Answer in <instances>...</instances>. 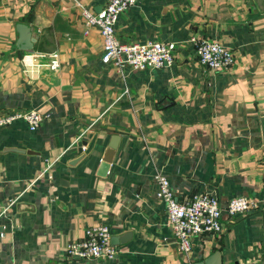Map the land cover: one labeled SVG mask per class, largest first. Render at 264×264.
<instances>
[{
  "label": "crops",
  "instance_id": "1",
  "mask_svg": "<svg viewBox=\"0 0 264 264\" xmlns=\"http://www.w3.org/2000/svg\"><path fill=\"white\" fill-rule=\"evenodd\" d=\"M108 1L0 0V116L50 114L33 133L22 120L0 130V264H195L216 252L221 264H264V0H139L116 37L174 44L175 61L123 74L102 63L99 30L85 34L76 6L98 13ZM17 24L31 28L32 50L17 48ZM191 38L223 44L236 64L204 68ZM52 52L58 71L36 66ZM157 174L178 199L207 193L225 207L243 196L260 208L223 215L220 234L180 252ZM100 224L131 234L115 258L67 257Z\"/></svg>",
  "mask_w": 264,
  "mask_h": 264
},
{
  "label": "built area",
  "instance_id": "2",
  "mask_svg": "<svg viewBox=\"0 0 264 264\" xmlns=\"http://www.w3.org/2000/svg\"><path fill=\"white\" fill-rule=\"evenodd\" d=\"M139 0H109L98 13L88 11L76 2L84 20L85 34L96 28L99 30L103 50L101 61L111 65L120 74L126 69L130 71H152L171 67L174 64V44L161 42L125 43L116 37L115 25L123 14L136 6ZM198 63L206 69L225 72L235 64V56L231 49L223 44L205 38H191ZM47 56L45 66L52 72L60 69L59 54L52 52ZM35 55L33 60L44 57ZM50 118V114L37 111L13 112L0 116V130L15 120L27 124L30 132H35L41 124ZM84 133L79 137L82 138ZM85 147H82L84 150ZM48 170V168H47ZM156 197L162 202L168 223L175 239L176 248L188 253L192 249L193 240L202 236L215 237L222 232V216L233 219L258 211L260 203L247 197H233L225 207H221L218 199L207 193H194L188 198H176L170 188L168 179L157 174L154 177ZM111 231L106 225L92 226L84 231L83 239L70 244L66 255L77 261L112 260L119 253L111 243Z\"/></svg>",
  "mask_w": 264,
  "mask_h": 264
},
{
  "label": "water",
  "instance_id": "3",
  "mask_svg": "<svg viewBox=\"0 0 264 264\" xmlns=\"http://www.w3.org/2000/svg\"><path fill=\"white\" fill-rule=\"evenodd\" d=\"M16 30L18 32V40L16 43V46L19 50L21 51H30L32 50L33 44L35 43V38L32 36V31L31 28H29L28 26L24 25V24H17L16 26ZM119 142V138L116 136L114 137L113 141L111 142V144H109L108 149L106 150L102 160H101V165H100V169L98 172V176L103 177L107 174L108 169H109V165L112 161L114 152L117 148ZM87 145V144H85ZM93 146V143H90L87 147V152H89L91 150ZM77 160L73 163H76ZM131 238V234L127 233L124 234L123 236H115V237H111V243L115 246L118 245H123L125 243H127ZM220 252H216L213 256H211L210 258L206 259V260H202L200 262H197L195 264H221L220 260Z\"/></svg>",
  "mask_w": 264,
  "mask_h": 264
}]
</instances>
